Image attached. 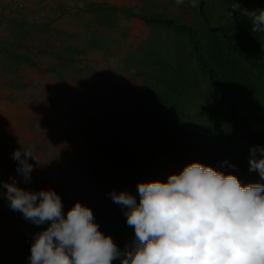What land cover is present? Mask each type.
I'll return each mask as SVG.
<instances>
[{"label":"trees","instance_id":"16d2710c","mask_svg":"<svg viewBox=\"0 0 264 264\" xmlns=\"http://www.w3.org/2000/svg\"><path fill=\"white\" fill-rule=\"evenodd\" d=\"M193 1L198 17L193 23L164 10L123 9L153 29L149 49L140 50L134 65L144 87L127 101L110 103L105 133L87 137L85 159L74 175L51 189L61 198L65 218L79 202L121 251L135 240V231L113 192H126L138 204V184L166 183L194 162L241 182L264 184L258 171L249 170L254 149V158L264 159V32H253L251 19L232 8L238 3L248 11L264 10V0ZM0 216L23 219L32 244L50 226H37L12 209H0ZM30 256L31 250L27 264Z\"/></svg>","mask_w":264,"mask_h":264},{"label":"rangeland","instance_id":"374dc122","mask_svg":"<svg viewBox=\"0 0 264 264\" xmlns=\"http://www.w3.org/2000/svg\"><path fill=\"white\" fill-rule=\"evenodd\" d=\"M194 5L193 0H0V181L15 179L32 192L65 184L69 168L86 155L87 137L105 133L110 103L127 101L144 87L134 65L140 50L149 49L153 29L123 9L164 10L193 23ZM174 35L185 45L182 35ZM26 148L36 158L28 159L30 182L17 173L13 159ZM4 193L0 188V209H11ZM31 244L23 219L0 216V264H27Z\"/></svg>","mask_w":264,"mask_h":264},{"label":"clouds","instance_id":"9594fccd","mask_svg":"<svg viewBox=\"0 0 264 264\" xmlns=\"http://www.w3.org/2000/svg\"><path fill=\"white\" fill-rule=\"evenodd\" d=\"M195 6V5H194ZM249 17L253 32H264V10L232 7ZM250 159V171L264 179V159ZM264 155V149L260 150ZM32 148L16 150L17 173L31 181ZM12 210L35 225L30 264H264V184L242 185L201 163H191L167 182L137 185L139 203L126 192L111 193L127 211L135 240L123 251L99 231L92 211L77 202L65 218L61 198L51 190L27 191L0 181Z\"/></svg>","mask_w":264,"mask_h":264},{"label":"crops","instance_id":"0c3cea01","mask_svg":"<svg viewBox=\"0 0 264 264\" xmlns=\"http://www.w3.org/2000/svg\"><path fill=\"white\" fill-rule=\"evenodd\" d=\"M85 156H86V155H85ZM84 159H85V157L82 159V161H83ZM82 161H79V163L82 162ZM79 163H77V164L75 163V166H74L73 168H72V167L69 168V169H71V170H69V179H68V181H69L70 178L74 175V173H75V171H76L77 166H78ZM68 181H67V182H68Z\"/></svg>","mask_w":264,"mask_h":264}]
</instances>
